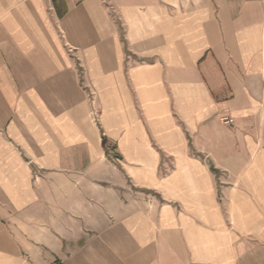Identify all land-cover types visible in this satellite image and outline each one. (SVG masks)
Returning <instances> with one entry per match:
<instances>
[{
    "label": "crops",
    "instance_id": "obj_1",
    "mask_svg": "<svg viewBox=\"0 0 264 264\" xmlns=\"http://www.w3.org/2000/svg\"><path fill=\"white\" fill-rule=\"evenodd\" d=\"M263 92L264 0H0V264H264Z\"/></svg>",
    "mask_w": 264,
    "mask_h": 264
},
{
    "label": "built area",
    "instance_id": "obj_2",
    "mask_svg": "<svg viewBox=\"0 0 264 264\" xmlns=\"http://www.w3.org/2000/svg\"><path fill=\"white\" fill-rule=\"evenodd\" d=\"M92 105H93L92 113L94 115H96L97 110H96V107H95V103L93 102ZM261 105L264 107V92H263V96H262V100H261ZM223 121H225V122H231V119L228 118V117H223Z\"/></svg>",
    "mask_w": 264,
    "mask_h": 264
},
{
    "label": "water",
    "instance_id": "obj_3",
    "mask_svg": "<svg viewBox=\"0 0 264 264\" xmlns=\"http://www.w3.org/2000/svg\"><path fill=\"white\" fill-rule=\"evenodd\" d=\"M32 166L35 167L34 163H32Z\"/></svg>",
    "mask_w": 264,
    "mask_h": 264
}]
</instances>
